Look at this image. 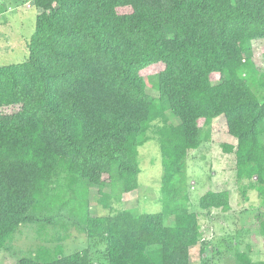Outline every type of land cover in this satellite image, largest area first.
Masks as SVG:
<instances>
[{
    "label": "trees",
    "instance_id": "16d2710c",
    "mask_svg": "<svg viewBox=\"0 0 264 264\" xmlns=\"http://www.w3.org/2000/svg\"><path fill=\"white\" fill-rule=\"evenodd\" d=\"M33 4L41 12L28 58L0 66V249L21 224L39 221L75 226L92 246L103 243L107 264H190L198 243L208 255L189 206L188 154L210 139L214 118L225 116L237 139L223 144L235 154L237 179L264 200V68L253 52L264 38V0ZM159 62L163 70L143 74ZM167 112L179 122L169 123ZM151 139L162 156V211L113 210L138 188L139 147ZM91 186L110 214L91 213ZM199 206L228 211L230 192L208 190ZM237 261L264 264L247 251ZM15 264L94 260L89 247L63 254L58 244Z\"/></svg>",
    "mask_w": 264,
    "mask_h": 264
},
{
    "label": "rangeland",
    "instance_id": "374dc122",
    "mask_svg": "<svg viewBox=\"0 0 264 264\" xmlns=\"http://www.w3.org/2000/svg\"><path fill=\"white\" fill-rule=\"evenodd\" d=\"M40 12L41 9L33 4V0H0V66L20 63L28 58V43L35 31L36 17ZM253 52L257 64L264 68V38L253 41ZM164 68V63L159 62L148 66L142 72L151 76ZM213 78L217 81L219 75L215 74ZM248 81L256 92L259 91L256 77H248ZM147 91L154 96L158 95L151 87H148ZM17 109L14 106L1 110L3 113H12ZM167 117L169 123L179 122L169 112ZM206 129L210 131V139L198 149L189 151L188 183L190 209L199 215L202 239L209 242L211 251L205 255L202 243L192 246L190 264H238L239 251H247L252 260H263L264 200L256 189L245 191L248 180L237 179L235 154L226 152L223 147V144H237V139L228 131L225 116L214 118ZM139 161L141 172L138 188L125 193L121 202H114L113 210L162 211L163 167L157 139H151L139 147ZM104 190L110 192V186H106ZM208 190H229L231 209H201L199 199ZM89 198L93 215L111 213V210L99 201L98 187L89 188ZM63 215V218L69 216L68 212H63ZM58 244L61 245L63 254L89 247L94 264H107L101 257V250L105 247L103 243L92 246L89 238L75 226H68L64 230L60 223L53 226L39 221L21 224L8 237L6 246L0 249V264H15L18 258L35 253L40 246L54 249Z\"/></svg>",
    "mask_w": 264,
    "mask_h": 264
}]
</instances>
